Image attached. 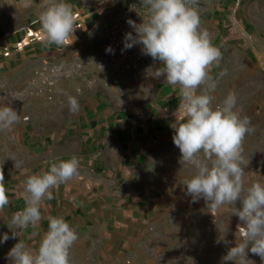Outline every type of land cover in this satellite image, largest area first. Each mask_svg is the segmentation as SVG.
Returning a JSON list of instances; mask_svg holds the SVG:
<instances>
[{
    "label": "crops",
    "instance_id": "0c3cea01",
    "mask_svg": "<svg viewBox=\"0 0 264 264\" xmlns=\"http://www.w3.org/2000/svg\"><path fill=\"white\" fill-rule=\"evenodd\" d=\"M130 1L66 0L76 19L73 43L57 47L44 40L39 23L53 0H0V107L20 116L10 130L0 131V168L10 201L0 211V239L5 233L10 237L0 243V264H14L8 253L20 240L37 250L48 216L63 217L75 228L78 240L70 250L75 264H224L223 257L239 242L237 224L242 222L231 205L214 217L203 198L192 202L186 194L184 182L195 169L180 163L170 126L179 88L158 77V60L150 59L144 80L123 85L100 78L88 87L85 79H77L40 94L28 83L40 65L95 53L101 34ZM198 10L201 27L221 53L231 47L264 59V0H199ZM207 90L201 86L199 91ZM69 97L78 100L75 113ZM248 147L247 184L264 182V160L256 165V152ZM72 156L81 160L78 175L52 189L53 199L45 200L44 219L35 229L29 226L12 238L20 231L11 220L26 206L27 176ZM195 219L198 226L191 225ZM196 233L202 251L198 260L189 241ZM207 236L214 239L207 242ZM246 251V259L228 264H264Z\"/></svg>",
    "mask_w": 264,
    "mask_h": 264
},
{
    "label": "clouds",
    "instance_id": "9594fccd",
    "mask_svg": "<svg viewBox=\"0 0 264 264\" xmlns=\"http://www.w3.org/2000/svg\"><path fill=\"white\" fill-rule=\"evenodd\" d=\"M141 2L147 7L148 19L140 24L127 21L136 35L126 33L124 49L142 45L143 54L161 63L158 77L163 76L169 85L179 88V104L170 126L175 130L172 139L181 153L180 163L195 169V174L184 182L186 194L192 197V202L203 198L214 217L225 205L235 209L233 214L242 222L237 224L239 242L223 257L224 264L237 257L246 259V250L264 261V182L247 184L248 163L242 156L243 140L251 131L250 120L235 111V92H229L221 105H212L214 98L208 93L215 90L217 82L209 71L213 64L219 63L222 54L212 43L209 32L201 27L199 0ZM39 23L47 43L57 47L73 43L76 19L73 6L66 0H53L40 14ZM201 86L208 91L200 92ZM68 103L71 112L79 110L76 98L69 97ZM19 121L20 116L13 108L0 107V131L10 130ZM80 164V158L72 156L27 176L26 206L14 213L11 220V225L20 231H13L12 238L29 226L35 229L39 225L44 219L41 209L45 200L53 199L52 189L77 176ZM3 181L0 168V211L10 203ZM237 201L241 202L240 208L235 207ZM47 220L48 230L37 250L33 251L22 240L10 249L8 256L14 264H75L70 258V250L78 240L75 228L63 217L48 216ZM9 238L5 233L0 243Z\"/></svg>",
    "mask_w": 264,
    "mask_h": 264
},
{
    "label": "built area",
    "instance_id": "2783aa9c",
    "mask_svg": "<svg viewBox=\"0 0 264 264\" xmlns=\"http://www.w3.org/2000/svg\"><path fill=\"white\" fill-rule=\"evenodd\" d=\"M148 15L142 2L131 0L101 34V45L95 53L74 57L68 62L40 65L32 71L29 85L42 94L62 81L85 79L86 86L90 87L100 78L115 85L144 80L151 57L142 53L140 44L125 50L124 42L126 33L136 35L127 21L131 19L140 24L148 19ZM109 47L111 51H106Z\"/></svg>",
    "mask_w": 264,
    "mask_h": 264
},
{
    "label": "rangeland",
    "instance_id": "374dc122",
    "mask_svg": "<svg viewBox=\"0 0 264 264\" xmlns=\"http://www.w3.org/2000/svg\"><path fill=\"white\" fill-rule=\"evenodd\" d=\"M220 50L219 44H214ZM240 48V47H239ZM234 49V47H233ZM218 64H213L209 75L216 81V88L209 92L213 96V107L221 105L229 92H235L237 104L235 111L239 112L241 118L247 117L250 120L251 131L245 136L242 143V156L245 163H248L247 148L252 145V150L256 152L255 163H262L264 153V79L262 71L264 69V59L261 56H247L241 52H235L232 48L225 49ZM261 57V58H260ZM208 91V90H207ZM206 91V92H207ZM198 220L192 221V226L197 225ZM191 243V253L193 258L199 259L202 251L199 252V235L189 236ZM207 236V242H211ZM178 247L175 249V258L180 259L182 250V237L178 238ZM204 255V254H203ZM177 262V261H176Z\"/></svg>",
    "mask_w": 264,
    "mask_h": 264
}]
</instances>
